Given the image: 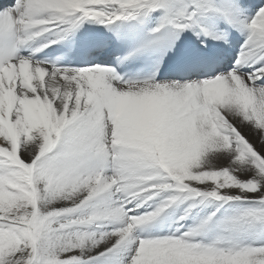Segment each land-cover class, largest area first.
Instances as JSON below:
<instances>
[{
	"label": "snow or ice",
	"instance_id": "1",
	"mask_svg": "<svg viewBox=\"0 0 264 264\" xmlns=\"http://www.w3.org/2000/svg\"><path fill=\"white\" fill-rule=\"evenodd\" d=\"M0 264H264V0H0Z\"/></svg>",
	"mask_w": 264,
	"mask_h": 264
}]
</instances>
